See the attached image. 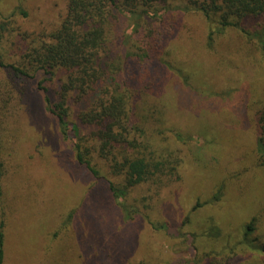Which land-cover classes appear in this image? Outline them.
Here are the masks:
<instances>
[{
    "label": "rangeland",
    "instance_id": "rangeland-1",
    "mask_svg": "<svg viewBox=\"0 0 264 264\" xmlns=\"http://www.w3.org/2000/svg\"><path fill=\"white\" fill-rule=\"evenodd\" d=\"M18 5L27 15H16L21 34L6 41L4 60L13 63L20 61L25 42L55 28L65 0H0L3 12ZM171 12L165 28H159L166 31L158 46L170 66L130 61L133 75L126 85L136 116L146 120L141 123L143 134L136 133L143 142L139 150L164 162V170L131 187L122 198L106 190L108 180L114 185L122 182L111 160L93 152L92 161L102 176L97 182L74 161L72 141L59 137L44 100L46 94L56 101L59 79L44 80L43 72L37 77L16 75L0 67V95L6 99L3 90H8L20 107L11 124L17 139L6 151L16 146L21 151L19 159L11 158L10 171L0 181L14 187H9L12 202L16 194L21 200L32 192L29 205L23 199L20 203L27 225L25 236L18 238L32 246L27 263L264 264V143L258 128L263 55L232 27L216 37L210 50L208 24L201 13ZM117 19L113 30L125 32V42L116 54L139 51L136 34ZM23 36L28 37L25 42ZM90 107L88 102L70 101L69 118L76 120ZM95 129L81 125L84 133ZM21 162L22 181L16 174ZM52 193L75 211L68 224L61 225V242L54 240L60 210H52L54 201L46 207ZM17 214L13 225L18 227L23 216ZM48 214V219L42 218ZM13 260L9 251L5 264Z\"/></svg>",
    "mask_w": 264,
    "mask_h": 264
},
{
    "label": "trees",
    "instance_id": "trees-1",
    "mask_svg": "<svg viewBox=\"0 0 264 264\" xmlns=\"http://www.w3.org/2000/svg\"><path fill=\"white\" fill-rule=\"evenodd\" d=\"M172 10H195L204 16L208 24V49L213 50L216 37L232 27L250 41L264 58V0H65L64 13L55 28L48 32L43 30L27 42L28 37L23 36L25 44L18 63L4 60L6 41L10 36L21 34L22 27L17 24L16 15L21 13L26 16L27 12L19 5L10 13L0 10V67L10 68L16 75L37 77V73L43 72L47 77L44 80L50 77L59 79L56 101L45 94L46 110L55 117L59 137L72 141L74 161L85 167L97 182L102 176L92 161L93 152L96 150L100 157L112 161L116 174L122 178L120 185H114L109 180L106 182V190L115 198L124 197L131 187L146 182L164 170V162L146 157L139 150L143 142L139 141L136 133L141 135L144 130L141 123L146 120L136 116L132 94L126 85L133 75L129 70L130 61H154L170 66L158 46L162 45L166 31L159 28H165L164 20L170 19ZM115 18L126 23L123 28H129L130 34H136L133 36L135 43L141 45L139 51L128 50L116 54L115 49L124 45L125 32L118 34L113 30L116 28ZM248 24L251 27H247ZM129 39L130 36L127 41ZM110 87H113L112 90ZM4 92L6 99L0 95V180L10 171L11 158L15 156L19 159L21 154L18 146L9 153L6 151L11 141L17 139L11 124L14 114H19L20 107L8 90ZM70 101L77 104L88 102L92 107L81 111L78 118L73 120L68 113ZM263 101L258 128L259 140L264 143ZM81 125H94L96 129L84 133ZM262 162L264 164V160ZM16 165V174H20L19 180L22 181L24 164ZM9 187L14 190L10 184L4 186L0 181V264L6 263L9 251L14 255L11 264H29L28 253L32 246L23 237L22 244L18 235L25 236L23 229L27 225L24 219L26 209L21 205V200L29 205L32 192L21 200L20 195L16 194L15 202H12L8 200ZM49 201L57 204L56 208H52L54 212L58 208L60 210L54 240L61 242V225H67L75 211L65 200L61 202V198L53 197V193L46 199V207ZM29 208L31 211L32 204ZM17 211L23 216L18 227L13 225ZM49 214L42 218L48 219ZM252 227V222L247 225L249 230ZM17 246L21 247L19 251Z\"/></svg>",
    "mask_w": 264,
    "mask_h": 264
}]
</instances>
